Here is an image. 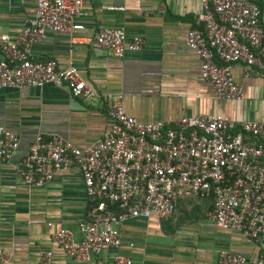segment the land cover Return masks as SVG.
<instances>
[{"label": "built area", "instance_id": "obj_1", "mask_svg": "<svg viewBox=\"0 0 264 264\" xmlns=\"http://www.w3.org/2000/svg\"><path fill=\"white\" fill-rule=\"evenodd\" d=\"M91 1L36 0V14L18 38H0V94L52 84L68 88L76 99H97L74 64L61 67L55 60L32 56L33 44L48 32L84 31L76 20ZM202 4L204 12L188 31L187 46L199 58L201 76L215 98L243 103L245 92L233 67L244 63L247 77L258 72L264 76L263 11L250 0ZM95 43L122 60L127 52H141L146 42L141 37L129 40L124 29L101 27ZM107 112L111 130L93 145L79 148L60 136L38 134L23 161L21 173L29 188H44L57 173L74 167L81 171L92 208L79 225L82 241L62 227L52 234L65 257L78 264H134L122 252L120 224L140 217L168 218L180 200L202 197L213 198L209 219L256 242L262 254L259 264H264V121L230 122L209 114L185 116L176 126L145 124L126 113L122 96L110 98ZM20 145L19 136L0 126L1 161L10 160ZM105 253L109 259L102 258ZM55 256L52 250L43 252L39 264H54ZM12 258L0 247V264H10ZM248 263L243 254L224 251L219 256V264Z\"/></svg>", "mask_w": 264, "mask_h": 264}, {"label": "crops", "instance_id": "obj_2", "mask_svg": "<svg viewBox=\"0 0 264 264\" xmlns=\"http://www.w3.org/2000/svg\"><path fill=\"white\" fill-rule=\"evenodd\" d=\"M36 10V0H1L0 38L15 41ZM262 11L264 26V0ZM203 12L202 0H92L76 20L84 31L48 32L33 44L35 60H55L61 67L74 64L98 97L85 102L68 88L52 84L0 94V126L21 140L10 160H0V247L13 256L10 264H39L40 255L48 250L55 252L54 264H78L53 244L52 234L62 227L82 241L79 225L92 206L77 167L57 173L44 188L25 184L23 161L38 134L89 147L111 130L107 109L116 96L123 97L127 114L145 124L176 126L185 116L209 114L230 122L264 121L262 73L247 77L244 63L234 65V78L245 92L243 103L217 100L203 80L200 60L187 46V33L197 27ZM101 27L124 29L129 40L141 37L145 46L118 59L95 43ZM212 208V200L191 197L180 200L168 218L127 220L119 226L122 252L134 264H219L224 251L259 264L262 254L256 242L218 228L208 217ZM102 258L109 259L110 254Z\"/></svg>", "mask_w": 264, "mask_h": 264}, {"label": "trees", "instance_id": "obj_3", "mask_svg": "<svg viewBox=\"0 0 264 264\" xmlns=\"http://www.w3.org/2000/svg\"><path fill=\"white\" fill-rule=\"evenodd\" d=\"M254 2V1H253ZM254 3H259V6H260V8L262 9V7H263V0H259L258 2H254ZM235 133H238V131H236ZM208 199H210V200H212L213 198H208ZM213 201V200H212ZM91 208H92V206H91ZM91 208H90V211H91ZM213 209V208H212Z\"/></svg>", "mask_w": 264, "mask_h": 264}, {"label": "rangeland", "instance_id": "obj_4", "mask_svg": "<svg viewBox=\"0 0 264 264\" xmlns=\"http://www.w3.org/2000/svg\"><path fill=\"white\" fill-rule=\"evenodd\" d=\"M258 5V4H257Z\"/></svg>", "mask_w": 264, "mask_h": 264}]
</instances>
